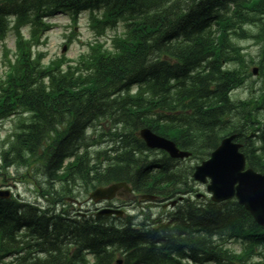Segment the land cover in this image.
Segmentation results:
<instances>
[{
    "label": "trees",
    "instance_id": "trees-1",
    "mask_svg": "<svg viewBox=\"0 0 264 264\" xmlns=\"http://www.w3.org/2000/svg\"><path fill=\"white\" fill-rule=\"evenodd\" d=\"M100 5L107 9V23L123 20L128 30L114 51L95 52L85 72L44 67L30 45H21V60L0 81V121L18 111L30 116L20 120L0 169L38 163L54 203L77 184L85 190L113 180L167 197L190 191L192 166L179 167L165 153L153 157L137 136L149 127L200 161L234 130L248 164L264 172L252 137L264 143V123L257 121L263 103L231 101L229 92L242 84L243 73L223 66L241 60L233 39L251 36L247 26L260 23L264 33V0H0V31L5 18L16 15L20 24L35 23L36 36L53 11ZM134 84L139 92L130 94ZM107 118L114 123L112 143L90 149L94 141L86 129ZM57 182L61 189H55ZM106 221L69 219L55 209L0 198V264H114L117 249L125 252L123 264H187L184 258L231 263L215 238L245 231L253 244L264 240L235 200L185 199L164 221L151 220L153 226L144 229ZM85 251L95 255L94 263ZM237 264L252 263L243 258Z\"/></svg>",
    "mask_w": 264,
    "mask_h": 264
},
{
    "label": "rangeland",
    "instance_id": "rangeland-1",
    "mask_svg": "<svg viewBox=\"0 0 264 264\" xmlns=\"http://www.w3.org/2000/svg\"><path fill=\"white\" fill-rule=\"evenodd\" d=\"M52 22L55 23V27L51 28L46 34H45V40L46 42L40 46L38 49L46 53V57L44 58V63L48 64L49 61L54 59H59L60 56L65 54L66 57L69 58H76L80 53H83L87 51L88 46L85 44L87 41H91L96 38V31L92 30L89 25V14L88 12L82 13L78 17V21L75 24L74 22H70L71 15L64 14V15H58L55 18L50 19ZM121 28V27H120ZM122 29V28H121ZM22 30L24 31L25 35L29 34V27H23ZM257 28H253L254 33H257ZM113 32L111 29L106 31V34L102 38L105 40V38L109 39L110 35H113ZM69 36H72L71 39H69ZM98 38V39H100ZM15 30L13 26H9L7 31L4 33V39H0V76L4 77L5 72L8 68L7 62L5 59V56L3 55V43L7 45L9 49L15 50ZM240 44L245 48V51L248 53L249 57L255 58V60L259 59V52L261 50V43H258L256 40H242L240 41ZM64 45L67 46L66 50L63 51ZM259 77V76H258ZM256 79V76H252L249 78L246 82V84L235 90L234 94L235 97L238 98H247L250 94V86L253 85L254 87H261L264 85V82L261 78H257L254 82L253 80ZM232 98L234 96L232 95ZM18 115L6 118L2 121L0 124V154L1 150L3 148L7 147V141L8 138H12L13 132L15 130V124L18 122ZM106 125V122H105ZM102 131V128L98 125L97 127V135H99ZM107 131V130H106ZM92 138V136H91ZM103 139H107L108 137H102ZM101 143L94 146V149L102 148L105 146H108L110 141L108 140H102L101 138H96V141H99ZM190 163H193L191 161ZM34 167L30 168L31 173L36 174V170H32ZM26 173V168H23L22 166L15 165L14 167L9 168V170L4 175H0V189L1 188H10L12 190V195L16 196L18 198L24 199L26 201L34 202V203H40L42 205H45L47 202L42 199L39 201V195L38 193L33 189L31 181H29V178H23V174ZM198 191L204 192L205 186L197 184ZM41 197V196H40ZM85 198H79V200H84ZM138 206V205H135ZM86 207L93 208L94 205L92 203L83 205H77V206H70L69 208L73 210L74 208L77 211L86 212ZM133 208L131 211L133 213ZM152 211L157 215L160 212V208L153 207ZM231 246L235 249L240 248L239 243H232Z\"/></svg>",
    "mask_w": 264,
    "mask_h": 264
},
{
    "label": "water",
    "instance_id": "water-1",
    "mask_svg": "<svg viewBox=\"0 0 264 264\" xmlns=\"http://www.w3.org/2000/svg\"><path fill=\"white\" fill-rule=\"evenodd\" d=\"M140 135L150 147L164 148L174 157H182L186 154L180 152L173 142L155 135L149 129L141 130ZM232 138L223 140L221 147L212 153V158L196 167L194 176L203 182L207 181V177L211 178L208 189L214 193V200L220 201L236 193L240 202L244 203L257 220L264 224V176L252 170L242 171L245 159L238 152L239 145L232 143ZM122 185L124 184L99 188L92 196L95 199L110 198ZM0 194H8V192H0Z\"/></svg>",
    "mask_w": 264,
    "mask_h": 264
},
{
    "label": "bare ground",
    "instance_id": "bare-ground-1",
    "mask_svg": "<svg viewBox=\"0 0 264 264\" xmlns=\"http://www.w3.org/2000/svg\"><path fill=\"white\" fill-rule=\"evenodd\" d=\"M106 121H107V120H105V121H104V120L98 121L94 126H92V127H90V128H87V129H86V136H90V135L87 134V131H88V130H95V131H97V127H98V125H99V126L102 128V130H103ZM90 137H91V136H90ZM101 139H102V140H108V141H110L109 144L112 143L111 138H107V139H103V138H101ZM91 140L94 141V142H90V143L93 145L92 147H90V149H94V148H95L94 146H96L97 144L101 143L100 140H99V141H96V138H94V137H92ZM108 146H109V145H108ZM22 202H25V201H22ZM122 222H124V223H128L129 221H128L127 219H123Z\"/></svg>",
    "mask_w": 264,
    "mask_h": 264
},
{
    "label": "flooded vegetation",
    "instance_id": "flooded-vegetation-1",
    "mask_svg": "<svg viewBox=\"0 0 264 264\" xmlns=\"http://www.w3.org/2000/svg\"><path fill=\"white\" fill-rule=\"evenodd\" d=\"M117 206H120V207H122V206H124V204H120V205H117Z\"/></svg>",
    "mask_w": 264,
    "mask_h": 264
}]
</instances>
